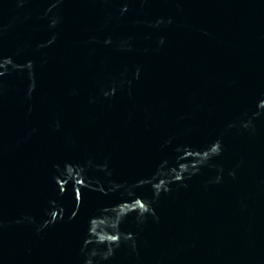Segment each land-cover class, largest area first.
Returning <instances> with one entry per match:
<instances>
[{
	"label": "water",
	"instance_id": "obj_1",
	"mask_svg": "<svg viewBox=\"0 0 264 264\" xmlns=\"http://www.w3.org/2000/svg\"><path fill=\"white\" fill-rule=\"evenodd\" d=\"M0 264H264V0H0Z\"/></svg>",
	"mask_w": 264,
	"mask_h": 264
}]
</instances>
